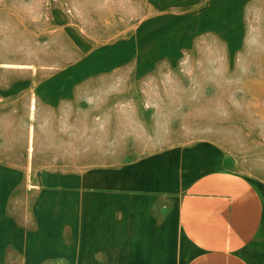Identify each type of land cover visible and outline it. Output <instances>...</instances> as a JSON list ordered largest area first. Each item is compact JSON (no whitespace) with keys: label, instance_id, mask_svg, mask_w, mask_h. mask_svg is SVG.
Listing matches in <instances>:
<instances>
[{"label":"crops","instance_id":"0c3cea01","mask_svg":"<svg viewBox=\"0 0 264 264\" xmlns=\"http://www.w3.org/2000/svg\"><path fill=\"white\" fill-rule=\"evenodd\" d=\"M253 1L148 0L131 34L95 47L72 34L75 60L10 75L0 100L31 94L51 109L73 104L89 81L117 69L141 81L159 63L174 65L197 34L223 40L231 56ZM15 176L0 164V264H264V196L208 146H173L117 168L40 171L34 231L4 215Z\"/></svg>","mask_w":264,"mask_h":264},{"label":"rangeland","instance_id":"374dc122","mask_svg":"<svg viewBox=\"0 0 264 264\" xmlns=\"http://www.w3.org/2000/svg\"><path fill=\"white\" fill-rule=\"evenodd\" d=\"M147 1L0 0V82L68 65L79 52L72 34L92 47L119 41ZM53 12L70 26H54ZM243 20L231 56L223 40L197 34L174 65L159 63L141 81L117 69L89 81L73 104L51 109L31 94L0 100V164L19 173L5 201L7 219L36 229L40 171L117 168L173 146L210 147L264 196V0L251 2Z\"/></svg>","mask_w":264,"mask_h":264}]
</instances>
